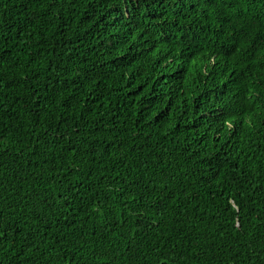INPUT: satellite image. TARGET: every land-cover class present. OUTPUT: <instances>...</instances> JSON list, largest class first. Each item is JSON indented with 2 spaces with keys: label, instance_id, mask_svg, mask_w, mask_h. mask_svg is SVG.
I'll use <instances>...</instances> for the list:
<instances>
[{
  "label": "trees",
  "instance_id": "obj_1",
  "mask_svg": "<svg viewBox=\"0 0 264 264\" xmlns=\"http://www.w3.org/2000/svg\"><path fill=\"white\" fill-rule=\"evenodd\" d=\"M0 264H264V0H0Z\"/></svg>",
  "mask_w": 264,
  "mask_h": 264
}]
</instances>
